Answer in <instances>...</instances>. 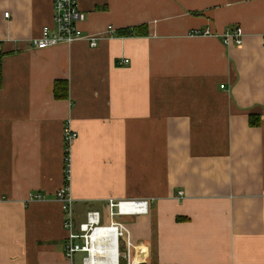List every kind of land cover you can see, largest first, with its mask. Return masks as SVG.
I'll return each mask as SVG.
<instances>
[{"label": "crops", "instance_id": "1", "mask_svg": "<svg viewBox=\"0 0 264 264\" xmlns=\"http://www.w3.org/2000/svg\"><path fill=\"white\" fill-rule=\"evenodd\" d=\"M75 1L95 47L34 49L54 0H0V264H83L54 198L65 124L74 220L120 223L119 264H264V0ZM110 198L148 212L112 219Z\"/></svg>", "mask_w": 264, "mask_h": 264}, {"label": "built area", "instance_id": "2", "mask_svg": "<svg viewBox=\"0 0 264 264\" xmlns=\"http://www.w3.org/2000/svg\"><path fill=\"white\" fill-rule=\"evenodd\" d=\"M8 12L4 13L7 16ZM53 23L51 26L44 25L41 27L38 36L30 38L28 45L34 49H44L59 44L70 45L76 41H86L89 47H95L104 34H87L84 33L79 24L84 21L85 14L82 12L75 0H54ZM111 27H108L107 35L111 36ZM190 34L197 36L212 35L208 28L192 30ZM223 44L240 45L242 42V29L239 26L225 28L220 35ZM124 59V62H127ZM223 88V85H220ZM77 137V133L65 124L63 126V142L67 152L64 155V180L61 187L55 192L54 198L59 202L63 212V228L66 231V241L64 245V256L68 260L77 252L85 253L82 258L83 264H112L116 257L119 264V238L123 235V228L120 223L110 222V226L104 229L107 231L97 230L102 228L100 225V213L95 210L86 212L83 222L76 223L74 220L73 204L74 200L70 193L69 176H70V157L69 145ZM181 197L182 192H177ZM46 195L39 191L29 192L25 202L45 200ZM148 199H114L107 200V211L110 218L121 216H131L136 214H145L148 212ZM95 235L102 237L95 240Z\"/></svg>", "mask_w": 264, "mask_h": 264}, {"label": "trees", "instance_id": "3", "mask_svg": "<svg viewBox=\"0 0 264 264\" xmlns=\"http://www.w3.org/2000/svg\"><path fill=\"white\" fill-rule=\"evenodd\" d=\"M146 34H147V28L144 25H140L137 27L134 26V27L122 30L121 32H117L118 36H132V35L141 36V35H146ZM0 86H1V68H0ZM54 95L57 97H66L67 96V83L61 80H56L54 83ZM66 154L67 152L65 150L64 155Z\"/></svg>", "mask_w": 264, "mask_h": 264}, {"label": "bare ground", "instance_id": "4", "mask_svg": "<svg viewBox=\"0 0 264 264\" xmlns=\"http://www.w3.org/2000/svg\"><path fill=\"white\" fill-rule=\"evenodd\" d=\"M103 231H107V229H104ZM102 236L101 235H95V237H93V238H95V240H97V239H99V238H101ZM116 262H117V259H116V257L114 258V261H113V263L112 264H116Z\"/></svg>", "mask_w": 264, "mask_h": 264}]
</instances>
